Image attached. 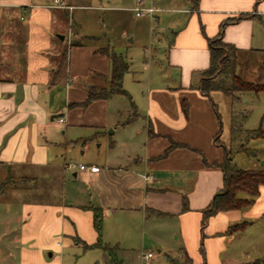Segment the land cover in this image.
<instances>
[{
	"label": "crops",
	"instance_id": "0c3cea01",
	"mask_svg": "<svg viewBox=\"0 0 264 264\" xmlns=\"http://www.w3.org/2000/svg\"><path fill=\"white\" fill-rule=\"evenodd\" d=\"M66 1L0 0V170L17 176L0 192V211L17 222L0 231V264H61L63 244L96 242L90 206L103 208L102 240L119 249L135 239L123 226L132 222L143 246L153 230L159 251L184 252L185 264H264V255L237 242L247 225L228 231L242 222V209L203 224L204 209L225 187V116L245 94L233 101L198 86L210 39L234 18L223 40L238 48L237 73L264 83V0H146L156 11L141 18L142 68L105 32L81 33L75 22L70 39L74 3ZM136 5L120 9L136 13ZM107 47L129 62L122 81L129 96L87 102L90 91L111 84Z\"/></svg>",
	"mask_w": 264,
	"mask_h": 264
},
{
	"label": "rangeland",
	"instance_id": "374dc122",
	"mask_svg": "<svg viewBox=\"0 0 264 264\" xmlns=\"http://www.w3.org/2000/svg\"><path fill=\"white\" fill-rule=\"evenodd\" d=\"M65 3L68 4L66 0ZM74 3L71 6V13L67 17V22L72 24L74 21V28L68 32L70 39H75L74 31L78 29L77 22L80 25V32L88 34H104V32L110 37L112 44L115 45V50L121 52L124 56H127L129 61L136 62L134 67L143 66V58L145 56L143 47V33L139 29L141 27V18L144 16H137L136 13L130 10H121L120 8L127 7L131 4L132 0H71ZM69 5V4H68ZM86 5V6H83ZM104 7V8H103ZM71 23H70V22ZM73 27V26H70ZM72 32V33H71ZM60 33V32H59ZM76 40V39H75ZM226 55V54H225ZM145 60V59H144ZM110 87V86H109ZM221 111H223L224 105L220 103ZM236 111V120L238 123H242V128L235 134L232 131H228L231 127L232 117L230 120L228 115L225 116V133L222 137V141L227 146V152L230 156H233V161L240 167L244 168H257L264 166V137L263 138H249L247 130L264 127V92L245 93L242 100H237L233 105ZM227 111V109H226ZM225 114V113H224ZM231 114V113H230ZM251 149L258 150V156H249L246 151ZM78 154H82V149L76 151ZM77 166L76 163H74ZM74 166V167H75ZM71 175V173H70ZM17 179V176L13 172H6L0 170V192L3 187L12 183V180ZM8 186V187H9ZM11 188V186L9 187ZM1 194V193H0ZM240 196L248 197L245 192H240ZM8 214L7 211H0V231L6 229V226L15 225L17 222L7 220L5 217ZM247 222V229L243 235H241L240 244L242 248L253 251L254 255L258 257L264 255V184L261 186V191L258 196L255 197V202L242 209V218L240 222ZM124 229H131L132 235L135 239L132 242L124 240L122 248L117 252L118 258L123 264H185L187 262V254L180 251L171 250V252L159 251V248L154 243L155 232L148 229L146 233V244L142 245V236H136L137 228L136 224L128 222L127 225L123 224ZM114 226H112V230ZM115 237L120 235L119 231H112ZM160 235L159 232H156ZM16 237V235H15ZM123 237V236H120ZM7 237H5L6 239ZM240 238V237H239ZM154 239V240H153ZM7 240V239H6ZM74 244L62 245V251L57 252L60 254L61 264H115L112 258L106 253L103 248H90L85 249L82 247L77 237L74 238ZM131 246H126V244ZM114 246V244H113ZM126 247V248H124ZM151 251L152 256L145 258L143 250ZM17 252L15 249L12 253ZM115 252V249H112ZM252 253V252H251ZM258 253V254H257ZM57 255H55L56 257ZM209 259L211 258V252H208ZM12 261V258H9ZM261 262L258 259L254 264ZM187 264V263H186Z\"/></svg>",
	"mask_w": 264,
	"mask_h": 264
},
{
	"label": "trees",
	"instance_id": "16d2710c",
	"mask_svg": "<svg viewBox=\"0 0 264 264\" xmlns=\"http://www.w3.org/2000/svg\"><path fill=\"white\" fill-rule=\"evenodd\" d=\"M252 14H245L240 16L251 17ZM237 18L226 20L221 25V31L218 36L210 39V53L211 62L210 66L201 72V78L199 81V88L201 91L210 95L214 90H220L228 95L233 101L238 99L241 94L248 92H264V83H257L242 78L237 73L238 62V48L229 44L223 40L224 26L230 21H235ZM101 51L108 53L112 60V74L111 84L109 88H103L100 90H92L88 95L87 102H90L97 98H106L113 94H126L129 96L128 91L123 87L122 81L124 74L129 68V62L120 54L116 53L113 49L102 48ZM226 54V55H225ZM184 108L187 109V103L184 102ZM242 128V123H238L236 120V112L232 114L231 130L235 134ZM247 135L249 138H263L264 127L260 126L254 129H248ZM176 144L173 143L171 148ZM249 156L257 157L258 150L251 149L246 151ZM226 176L225 187L219 190L211 203L204 209L203 224L214 214L222 210L229 209H243L252 205L255 202V197L260 194L261 186L264 184V166L258 168H244L238 166L233 161V156H230L228 152L222 163L219 164ZM240 192H245L249 196H240ZM188 206L185 205V208ZM94 212V227L98 233V240L94 243H88L87 241L79 238L82 247L85 249L90 248H103L106 253L112 258L115 264H123L118 258L117 252L119 251L118 245H110L102 240L103 235V223H104V210L99 206H90ZM153 209H148V213H156ZM247 222H241L235 224L229 228V232L244 230ZM115 249V252H112Z\"/></svg>",
	"mask_w": 264,
	"mask_h": 264
},
{
	"label": "built area",
	"instance_id": "2783aa9c",
	"mask_svg": "<svg viewBox=\"0 0 264 264\" xmlns=\"http://www.w3.org/2000/svg\"><path fill=\"white\" fill-rule=\"evenodd\" d=\"M55 4L59 6H64L67 7L68 4L65 3L64 0H55ZM136 14L138 16H143V15H153L154 12L156 11L155 6L152 3H147L146 0H137V5L134 7ZM60 121L63 120L62 117L59 118ZM82 169H87L89 168L92 171H97L99 170V167L96 165H91V166H86L85 164H81L80 166ZM152 176H150L151 178ZM152 256V252H148L145 254V257L148 259Z\"/></svg>",
	"mask_w": 264,
	"mask_h": 264
},
{
	"label": "water",
	"instance_id": "95a60500",
	"mask_svg": "<svg viewBox=\"0 0 264 264\" xmlns=\"http://www.w3.org/2000/svg\"><path fill=\"white\" fill-rule=\"evenodd\" d=\"M59 36H60L62 39H64V34H59Z\"/></svg>",
	"mask_w": 264,
	"mask_h": 264
}]
</instances>
